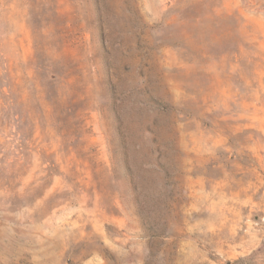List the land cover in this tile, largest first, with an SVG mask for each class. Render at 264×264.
Listing matches in <instances>:
<instances>
[{
  "label": "rangeland",
  "instance_id": "obj_1",
  "mask_svg": "<svg viewBox=\"0 0 264 264\" xmlns=\"http://www.w3.org/2000/svg\"><path fill=\"white\" fill-rule=\"evenodd\" d=\"M0 264H264V0H0Z\"/></svg>",
  "mask_w": 264,
  "mask_h": 264
}]
</instances>
